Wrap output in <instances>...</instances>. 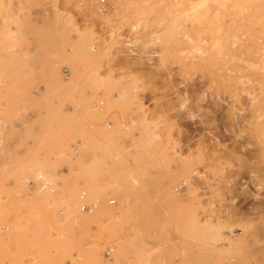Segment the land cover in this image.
Masks as SVG:
<instances>
[{
  "label": "rangeland",
  "instance_id": "374dc122",
  "mask_svg": "<svg viewBox=\"0 0 264 264\" xmlns=\"http://www.w3.org/2000/svg\"><path fill=\"white\" fill-rule=\"evenodd\" d=\"M212 4L0 0V264H264V7L232 0L220 35L200 33ZM132 27L140 42L123 51ZM200 39L230 42L242 69L191 66ZM34 118L24 157L10 155L7 133ZM140 123L157 147L140 145ZM84 205L98 214L75 226Z\"/></svg>",
  "mask_w": 264,
  "mask_h": 264
},
{
  "label": "bare ground",
  "instance_id": "6f19581e",
  "mask_svg": "<svg viewBox=\"0 0 264 264\" xmlns=\"http://www.w3.org/2000/svg\"><path fill=\"white\" fill-rule=\"evenodd\" d=\"M231 1L232 0H213V6L211 7V8H209L204 14H203V16H202V18L200 19L201 20V23H202V26H201V28L199 29V31H200V33H204V32H202V31H207V33H209V34H211V33H217L218 31H219V27H220V25H219V20H220V17H221V14L223 13V12H225L226 11V9L228 8V6L231 4ZM242 2L244 3V6H243V9H245L246 7H245V5H246V2H250V3H255L256 4V7H257V9L259 10V8H260V10L259 11H262V7H264L263 5H264V0H242ZM261 4H262V7H261ZM226 12H228V11H226ZM203 27V28H202ZM195 28V27H194ZM197 28V27H196ZM195 28V29H196ZM137 28H135V27H132L131 28V34H130V37L132 38V36L131 35H133V32H134V30H136ZM187 29V28H186ZM186 29H184V31H183V33L184 32H187L189 29L191 30V28L188 26V30H186ZM201 29H203V30H201ZM196 30H198V29H196ZM193 31V35L195 34L194 32H197V31ZM122 31V30H121ZM121 33V32H120ZM188 33V32H187ZM190 33V32H189ZM188 33V34H189ZM182 34V33H181ZM184 34H186V33H184ZM188 34H186L185 36L187 37V39L185 38V40H187L188 41V39H191L192 40V42L194 41L193 39H192V35L191 36H187ZM190 34H192V32L190 33ZM217 34H219V33H217ZM214 35V34H213ZM216 35V34H215ZM214 35V36H215ZM220 35V34H219ZM184 36V37H185ZM196 36V34L193 36V37H195ZM208 36H210V35H208ZM130 37H123V36H120V35H118V37L117 38H119V41H121V49H123V51H127V52H133L134 51V46H136L137 44L136 43H139L140 41H136L135 40V38H132V39H134L135 41H133ZM189 37H191V38H189ZM212 38V37H211ZM167 39V40H166ZM201 39H203V38H201ZM200 39V40H201ZM213 39V38H212ZM190 40V41H191ZM211 40V39H210ZM215 40V39H214ZM189 41V42H190ZM217 41H219V40H217ZM217 41H216V46L214 45V47L213 48H210V45H211V43H210V41H205V42H203V40H201L200 42L198 41V42H196V44L193 46V48L191 49V51H192V53L191 52H188V54H189V57H188V55H187V53H186V55H187V62L189 63V64H191V66H199V67H201V68H203L204 70H206V72H209V70L210 69H213L212 71L210 70V72H211V75H214L215 76V74L217 75L218 73L217 72H219L220 74H218V76H220L221 75V71H222V75L221 76H223V77H231V76H233L234 74H236L237 72H239L242 68L237 64V63H234L233 62V58L231 57V53L233 52V49L231 48L232 47V44L230 43V42H225L224 40H223V42H218L217 43ZM221 41V40H220ZM136 42V43H135ZM185 42V41H184ZM209 42V43H208ZM118 43V42H117ZM186 43V42H185ZM169 44V42H168V38L166 37L165 38V36H161V37H157V38H155V40L152 42V46L153 47H155V49L151 52V55H152V57H154V58H157L158 57V55L160 54V52H162V48H163V46L164 45H168ZM215 44V43H214ZM209 45V46H208ZM213 45V44H212ZM188 46H192L191 45V43L190 44H188ZM212 47V46H211ZM216 47V48H215ZM187 48V47H186ZM188 49V48H187ZM189 49H190V47H189ZM185 51H187V50H185ZM189 51V50H188ZM93 58V57H92ZM147 59V58H146ZM149 60H152L153 58H151V57H149L148 58ZM161 59V58H160ZM142 61V60H141ZM148 61V60H147ZM259 69L260 70H262L263 72H264V64H262V65H259ZM208 70V71H207ZM216 70V71H215ZM210 72H209V74H210ZM58 73V71L55 73V74H57ZM54 74V75H55ZM61 76V75H60ZM55 77V76H54ZM59 76H58V74H57V78H58ZM73 77V76H72ZM56 78V77H55ZM98 78V77H97ZM58 79H60V78H58ZM62 79V78H61ZM61 79H60V82H61V84H62V81H61ZM74 80V79H73ZM93 81V80H92ZM68 83V82H67ZM76 83V81L73 83V84H70V86H73L74 84ZM92 83V82H91ZM93 85L92 86H94V83H92ZM102 84V83H101ZM63 85V84H62ZM61 85V87L63 88V86L65 85H63L62 86ZM69 86V85H68ZM100 87V86H99ZM72 88V87H71ZM60 89V88H59ZM68 89V88H67ZM69 89H70V87H69ZM132 89H130L127 93H126V95L124 94V95H120V98L122 99L123 98V100H127V99H129L131 96H129L130 95V91H131ZM61 91H63V89L61 90ZM65 91V90H64ZM201 91V89L199 88V87H195L194 88V90H191V88L189 89V88H184V95H182V93H181V95L184 97V99H185V101L188 99V94L189 93H195V95L197 96V94L199 93ZM133 93V92H132ZM200 94V93H199ZM132 95V94H131ZM196 96L194 97V99L196 98ZM119 97V96H118ZM204 97V96H203ZM183 99V100H184ZM203 99V98H202ZM114 100V99H113ZM177 101V102H179V104L181 103V102H184L185 103V101ZM189 100V99H188ZM197 99H195V101H196ZM204 100V99H203ZM202 100V101H203ZM57 101V100H56ZM61 101V100H60ZM190 101V100H189ZM189 101H186V102H189ZM195 101H194V103H195ZM217 100L216 99H212V103H211V101H210V104L209 105H211V107H210V109L212 108L213 110H215V108H216V106H217V102H216ZM197 102H199L198 100H197ZM196 102V103H197ZM184 103H182V106H180L181 108L180 109H183V107L184 106H186V105H184ZM192 104V105H194L195 106V109H196V103L195 104ZM258 103V101L255 99V98H252L251 99V104L254 106V105H256ZM186 104V103H185ZM189 104H190V102H189ZM56 105V104H55ZM194 106H193V108H194ZM187 107H188V105H187ZM187 107H185V108H187ZM200 107L201 108H204L203 109V111L204 110H206V112H207V110H209V106L208 107H206V108H208V109H205V107H203V106H201L200 105ZM200 107H199V109H200ZM198 109V104H197V109L196 110H199ZM184 110H186V109H184ZM196 110H194L195 112H197ZM200 110H202V109H200ZM211 111V110H209V111H211L209 114H211L212 112L213 113H215L214 111ZM107 111H109V110H107ZM202 111V112H203ZM53 112V111H52ZM186 112V111H185ZM200 112V111H199ZM199 112H197V113H199ZM186 113H190L189 112V109H187V112ZM196 113V114H197ZM201 113V112H200ZM205 113V112H204ZM203 113V114H204ZM207 113V114H208ZM212 113V114H213ZM196 114H193V116L194 117H197V116H199L198 114H197V116H195ZM202 114V115H203ZM207 114H205V115H207ZM183 116H184V114H182ZM190 115H192V112H191V114ZM205 115H203V116H205ZM189 116V115H188ZM193 116H191V117H193ZM193 117V118H194ZM200 117V116H199ZM207 117V116H206ZM56 118V117H55ZM190 118V117H189ZM198 118V117H197ZM201 118V117H200ZM203 118V117H202ZM202 118L199 120V121H201V123L200 124H203L202 122ZM134 121H137V119H134ZM144 123V122H143ZM205 123V122H204ZM122 124V123H121ZM126 124V123H125ZM123 125V124H122ZM127 127H130V126H125V128H126V130H128L127 129ZM131 127H132V125H131ZM130 127V128H131ZM133 128H134V126H133ZM124 130V129H123ZM138 130H139V133L141 134V137H145L147 134L149 135V140H147V142L145 141H143L142 140V144H140V145H142L143 147H145V148H152V147H157V145H158V142H159V139L161 138V136L156 132V131H150L149 129H148V127L147 126H145V125H143L142 123H140L139 124V128H138ZM124 132H126V131H124ZM128 133V132H127ZM133 134V133H132ZM144 148V149H145ZM149 154V153H148ZM117 156V155H116ZM122 156V155H121ZM123 160V159H122ZM121 160V161H122ZM143 161V160H142ZM158 163V162H157ZM158 165H159V163H158ZM157 165V166H158ZM89 167H90V164L88 165ZM154 166H156V165H154ZM153 166V167H154ZM84 167V166H83ZM152 167V168H153ZM86 168V167H85ZM91 168V167H90ZM156 168V167H155ZM82 169V168H81ZM84 169V168H83ZM87 169V168H86ZM148 169V168H147ZM90 170V169H89ZM155 170V169H154ZM156 170H158V172H160V171H163V167H159V169H156ZM38 171V170H37ZM92 171V170H91ZM36 172V171H35ZM154 172H156V174H160V173H158L157 171H154ZM82 173V172H81ZM108 173H110V171L108 172ZM92 174V173H91ZM34 175V174H33ZM44 173H43V176H42V174L41 173H36V177H37V180H38V182L40 181V183H38L39 184V186H40V188H38L37 189V191L39 190V189H41V193L43 192V191H46L47 190V188H48V186H50L51 187V185L50 184H48V181L49 180H47V178L46 179H43V177H44ZM49 176V175H48ZM82 179V178H81ZM91 179V178H90ZM37 180H36V182H37ZM42 181V182H41ZM37 185V184H36ZM16 186V185H15ZM19 187V186H18ZM38 187V186H37ZM180 187V185H177L175 188L176 189H178ZM259 188V187H258ZM20 189V188H19ZM115 189V188H114ZM176 189H174L173 190V192H171L169 195H171V196H173V197H175L176 198ZM258 191H259V189H258ZM38 192H36V195L34 194V197H36V198H38V195L39 194H37ZM126 193V192H125ZM120 194V193H119ZM124 194V193H123ZM122 195V194H121ZM125 195V194H124ZM33 197V198H34ZM125 197L127 198V196L125 195ZM28 199V198H27ZM32 199V198H31ZM30 199V197H29V200H31ZM34 200V199H33ZM32 201V200H31ZM101 202H103V201H101ZM36 204V203H35ZM103 204H104V202H103ZM106 204V203H105ZM121 204V203H120ZM105 206L106 205H104V208H105ZM69 207V206H68ZM95 208V207H94ZM101 209V208H100ZM71 211H72V209H71ZM104 211H106V210H104ZM71 213H74V215H72L73 216V221L75 222V226L77 225V226H80V225H87V223L89 222V221H91V220H93V219H95L96 218V216H97V214H98V211L97 212H95V214L94 215H91L92 213H90L89 215L88 214H85V213H83V214H81L79 211H78V209L77 208H75L74 207V211L73 212H70V214ZM101 215V214H100ZM98 220V219H97ZM73 222V223H74ZM96 222V221H95ZM209 245H203L202 244V247H208ZM219 248H223V247H219ZM206 249H209V248H206ZM264 258V257H263Z\"/></svg>",
  "mask_w": 264,
  "mask_h": 264
},
{
  "label": "crops",
  "instance_id": "0c3cea01",
  "mask_svg": "<svg viewBox=\"0 0 264 264\" xmlns=\"http://www.w3.org/2000/svg\"><path fill=\"white\" fill-rule=\"evenodd\" d=\"M34 119H30L27 122L26 126H23L22 123L15 124L14 130L7 133V141H6V152L10 153L12 156L23 158L27 147L30 144V140L26 137L25 133L27 132V128H34L35 132H38L37 126L33 124ZM26 128V129H25Z\"/></svg>",
  "mask_w": 264,
  "mask_h": 264
},
{
  "label": "built area",
  "instance_id": "2783aa9c",
  "mask_svg": "<svg viewBox=\"0 0 264 264\" xmlns=\"http://www.w3.org/2000/svg\"><path fill=\"white\" fill-rule=\"evenodd\" d=\"M27 185L29 187H33V183L30 180L27 181ZM93 209H94L93 207L90 208L89 206L84 205L81 207V212L88 213L91 212Z\"/></svg>",
  "mask_w": 264,
  "mask_h": 264
}]
</instances>
